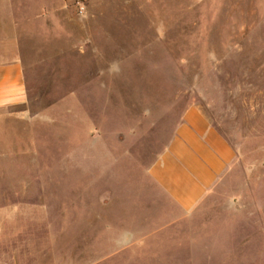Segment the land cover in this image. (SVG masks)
Returning a JSON list of instances; mask_svg holds the SVG:
<instances>
[{"label": "rangeland", "instance_id": "obj_1", "mask_svg": "<svg viewBox=\"0 0 264 264\" xmlns=\"http://www.w3.org/2000/svg\"><path fill=\"white\" fill-rule=\"evenodd\" d=\"M11 2L0 264H264V0ZM193 106L236 157L185 214L147 172Z\"/></svg>", "mask_w": 264, "mask_h": 264}, {"label": "crops", "instance_id": "obj_2", "mask_svg": "<svg viewBox=\"0 0 264 264\" xmlns=\"http://www.w3.org/2000/svg\"><path fill=\"white\" fill-rule=\"evenodd\" d=\"M11 1L0 0L3 4L0 5V48L4 47L1 34L4 22L9 20ZM33 1L36 5L40 0ZM38 18L45 36L50 37L51 16L45 12ZM24 70L20 50L13 55L0 51V114L26 118L29 113L31 92ZM235 157L233 147L211 125L202 109L193 106L184 112L166 147L147 173L181 212L189 214L221 181L233 166Z\"/></svg>", "mask_w": 264, "mask_h": 264}]
</instances>
